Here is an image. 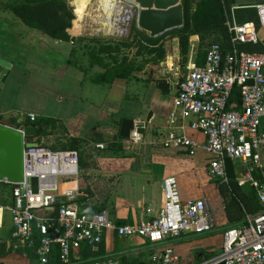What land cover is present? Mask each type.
<instances>
[{
  "label": "built area",
  "instance_id": "2783aa9c",
  "mask_svg": "<svg viewBox=\"0 0 264 264\" xmlns=\"http://www.w3.org/2000/svg\"><path fill=\"white\" fill-rule=\"evenodd\" d=\"M237 7L231 6L225 21L228 44L213 42L200 64L194 62L184 72L167 71L174 89L168 120L178 123L180 132H168L164 142L191 156L197 149L207 153L206 170L214 183L228 185L227 160L232 161L234 169L238 168L234 170L237 185L252 188L262 206L243 224L222 230L221 250L194 264H264V2L245 6L255 9L257 23H238L232 13ZM257 45L262 49L250 47ZM27 118L35 120L31 113ZM142 126L143 121L133 122L130 141L142 139ZM183 127L202 133L204 141L196 143ZM96 147L105 145L97 143ZM79 163L77 149H53L37 142L24 148L22 181L15 186L9 183L12 200L5 208L10 213L11 238L32 251L39 264L55 259L58 264H72L76 255L82 264H123L112 257L78 255L98 245L107 232L141 237L157 247L183 233L200 235L214 228L207 200H183L174 176L163 181L164 205L154 217L117 223L106 210L82 212L75 201L76 189L66 186L77 177ZM147 264L181 261L172 246H165Z\"/></svg>",
  "mask_w": 264,
  "mask_h": 264
},
{
  "label": "crops",
  "instance_id": "0c3cea01",
  "mask_svg": "<svg viewBox=\"0 0 264 264\" xmlns=\"http://www.w3.org/2000/svg\"><path fill=\"white\" fill-rule=\"evenodd\" d=\"M8 1L0 0V57L12 66L0 79V121L22 123L31 113L35 119H50L42 129L60 126L71 139L91 148L92 157L80 161L77 177L66 184L76 189L75 201L80 211L106 210L117 223L154 217L164 205L163 181L174 176L183 200L203 197L214 215V228L209 233H183L155 247L141 237L107 232L102 246L93 247L94 251H100L101 257L119 259L123 264H147L165 246L174 248L181 264H194L219 252L222 230L229 224L223 199L207 174L209 156L201 149L191 156L164 142L168 132H180V129L178 123L171 124L168 120L173 87L169 84L167 93L161 91L151 74V66L158 65L145 66L134 76L115 78L110 83L99 81L97 77L104 69L90 65L86 58L83 62L79 60L82 55L73 51V41L54 39L25 25L5 8ZM260 2L264 0H234V6ZM69 34L75 36L72 31ZM191 36L189 43L193 44L195 38ZM168 43L169 50L166 43L165 48L171 55L179 45L175 49V41ZM170 68L176 70L173 62L167 65V71ZM33 98L40 103V110L30 106ZM47 105L54 112L42 109ZM123 119L143 121L140 141L120 137ZM182 130L196 143L204 141L202 133L187 127ZM40 135L41 130L37 131L36 141ZM97 143L105 147L97 148ZM234 170L237 172L238 168L235 166ZM11 200V190L0 191V243L4 242L7 250L14 242L10 213L5 208ZM88 252L83 250L78 255L83 258ZM14 254L1 257L0 264L27 262L21 254ZM79 258L76 255L72 264H82Z\"/></svg>",
  "mask_w": 264,
  "mask_h": 264
},
{
  "label": "trees",
  "instance_id": "16d2710c",
  "mask_svg": "<svg viewBox=\"0 0 264 264\" xmlns=\"http://www.w3.org/2000/svg\"><path fill=\"white\" fill-rule=\"evenodd\" d=\"M191 1L183 0L185 11L183 27L170 31L171 33L177 32L180 34V56L184 60H186L188 54L189 37L191 35H197L199 41H202L207 36H212L214 42L228 44L229 34L225 21L231 15V6L234 5V0H195L194 6L191 7ZM4 6L25 25L35 28L51 38L74 42V38L69 34L72 26L73 10L67 0H10ZM83 7L82 1L78 3L77 0L75 8L77 17L80 16ZM232 13L238 23L245 21L257 23L256 11L252 7H237L232 10ZM138 33L147 45L154 48L149 51V53L155 54L154 57L139 62L135 60L127 61L126 58L122 60L113 58V60L107 61L103 54L111 53L109 46L100 47L98 52L90 50L89 53H86L90 65L95 64L104 69L97 77L99 81L110 83L115 78L134 76L141 72L146 65H159L165 59L166 49L160 43L164 35L151 38L140 31ZM250 47L252 49H262V45ZM204 55L205 51L198 50L194 62L200 64ZM49 121L50 119L44 118L35 119L32 122L29 119H25L22 124L35 125L37 131L40 132L42 126ZM227 172L229 176L228 185L221 182H216L215 184L223 199L228 227L239 226L246 222L247 216L261 211L262 206L252 188L247 185L241 188L237 185L234 164L230 160H227ZM0 187V189H4L3 192H7L10 190L11 185L0 182ZM99 244L102 246V241ZM85 250L89 251L85 253L86 257L101 256L100 251H94V248ZM50 264H58V261L55 259Z\"/></svg>",
  "mask_w": 264,
  "mask_h": 264
},
{
  "label": "rangeland",
  "instance_id": "374dc122",
  "mask_svg": "<svg viewBox=\"0 0 264 264\" xmlns=\"http://www.w3.org/2000/svg\"><path fill=\"white\" fill-rule=\"evenodd\" d=\"M69 5L72 7L73 10V18H72V26L71 30L72 33L75 35L73 36V51L77 52L78 55H82L78 59L83 62V59L86 58L88 61V56L86 53H89L90 50H94L98 52L100 47L102 46H109L111 48V53L103 54V56L107 59V61H111L114 59L122 60L124 58L129 60H135L137 62L143 61L145 59H149L154 57V53H149L150 50L154 49L152 46L147 45V43L142 39L141 35L138 33L140 31L135 26V8H131L133 12L130 19L127 21H123L121 15L119 16L116 12L117 9L111 16V23L109 24L110 28L107 27L104 29L102 28L101 23L103 22V17L105 16L102 7H100L99 0H78L82 1L83 9L80 15L81 17H77L75 13L76 3L77 0H67ZM92 1V2H91ZM120 2V0H118ZM123 6L125 8L128 7L130 9V4L127 0H121ZM120 2V3H121ZM99 7H98V5ZM195 0H192L190 6L193 7ZM87 4V7L85 8ZM128 5V6H127ZM85 8V9H84ZM101 11V12H100ZM102 14V15H101ZM102 19V21H101ZM121 19V20H120ZM112 26V27H111ZM141 33H144L140 31ZM145 34V33H144ZM179 37L180 34L177 32H168L164 34L162 40L160 41L161 44L167 45V50H169V41L173 40L175 43V49H177L179 45ZM190 39V37H189ZM213 37L207 36L202 41H199L198 37L195 39L193 44L188 45V54L186 56V60L181 58L180 56V49H177L179 52L178 55H175V52L171 55L167 54L166 50V57L162 62H165L168 57L170 60L175 64L176 68L182 72L186 70V66L193 64L195 57L194 55L197 53L198 50L205 51L206 48L213 43ZM165 48V49H166ZM170 48H172L170 46ZM173 50V48H172ZM85 54V55H83ZM191 62V63H190ZM161 65V64H160ZM168 65V63H167ZM186 65V66H185ZM150 65H146L149 67ZM175 68V69H176ZM32 96H35L32 94ZM23 98V97H22ZM23 103L25 101L23 100ZM26 105V103H25ZM30 106L40 110V103L36 101V98L32 99L30 102ZM47 112H54L51 105H47V107L42 108ZM52 120V119H51ZM37 141L43 145H46L50 148L57 149V148H75L80 153V161L84 160V158L88 157L91 158V148L82 141H77L71 139L62 127H49L46 130L41 128V135L37 139ZM1 188V187H0ZM0 191H4V189H0ZM5 243H0V258H6L5 256L8 253H12L11 256L16 255L14 253L21 254L27 262L24 264H39L37 258L32 253V251L26 250L22 246L19 245L18 242L14 241L11 243V247L7 250L5 248Z\"/></svg>",
  "mask_w": 264,
  "mask_h": 264
},
{
  "label": "water",
  "instance_id": "95a60500",
  "mask_svg": "<svg viewBox=\"0 0 264 264\" xmlns=\"http://www.w3.org/2000/svg\"><path fill=\"white\" fill-rule=\"evenodd\" d=\"M135 8V26L147 36L155 38L174 29L181 28L185 22L183 0H127ZM191 38H197L196 35ZM177 44V43H176ZM179 53L176 51L175 55ZM170 57L161 65L151 66V74L157 87L167 93L169 90L167 63ZM11 63L0 57V79L5 77L11 68ZM146 72H149L145 70ZM151 114V113H150ZM150 116V115H149ZM133 119L121 121L119 135L128 138L133 128ZM22 127V129H19ZM37 127L32 124H22L20 120L7 124L0 122V182L16 185L23 179L24 148L37 144ZM33 190L37 188V179L31 180Z\"/></svg>",
  "mask_w": 264,
  "mask_h": 264
},
{
  "label": "bare ground",
  "instance_id": "6f19581e",
  "mask_svg": "<svg viewBox=\"0 0 264 264\" xmlns=\"http://www.w3.org/2000/svg\"><path fill=\"white\" fill-rule=\"evenodd\" d=\"M92 2V1H91ZM100 3V7H102V10L105 14V16L103 17V22L101 23L102 28L104 27V29H106L107 27L110 28L109 24L111 23V16L114 13V11L117 9V14L120 16L123 21H127L128 19H130L131 16V9L125 8L122 3L118 2V0H99ZM98 5V3H97ZM128 6V5H127ZM87 7V4L85 6V8ZM99 7V5H98ZM84 8V9H85ZM84 12V10H83ZM101 12V11H100ZM102 15V14H101ZM121 20V19H120ZM102 21V19H101ZM112 27V26H111ZM172 62H168V64L171 65Z\"/></svg>",
  "mask_w": 264,
  "mask_h": 264
}]
</instances>
